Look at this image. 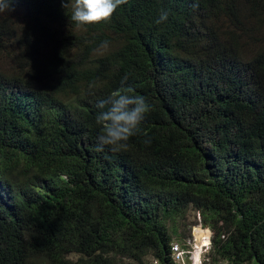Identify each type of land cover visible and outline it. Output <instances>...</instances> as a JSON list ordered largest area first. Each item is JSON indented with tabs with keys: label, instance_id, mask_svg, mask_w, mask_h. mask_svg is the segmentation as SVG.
Instances as JSON below:
<instances>
[{
	"label": "trees",
	"instance_id": "obj_1",
	"mask_svg": "<svg viewBox=\"0 0 264 264\" xmlns=\"http://www.w3.org/2000/svg\"><path fill=\"white\" fill-rule=\"evenodd\" d=\"M195 3L0 13V264H175L199 223L210 264H264V0ZM126 89L151 111L98 150L95 105Z\"/></svg>",
	"mask_w": 264,
	"mask_h": 264
},
{
	"label": "clouds",
	"instance_id": "obj_2",
	"mask_svg": "<svg viewBox=\"0 0 264 264\" xmlns=\"http://www.w3.org/2000/svg\"><path fill=\"white\" fill-rule=\"evenodd\" d=\"M11 2L12 0H0V13L10 11ZM125 3L127 0H62L69 19L78 25L108 21L116 9ZM194 7H198V0ZM69 8L70 15L67 11ZM167 18V12L162 11L156 22L161 23ZM101 46L107 47L108 42L104 41ZM130 92V89L115 91L95 105L100 110L96 117V123L101 128L97 138L98 150H103L104 146H110L113 151L127 150L129 139L138 132L146 115L151 111V105L145 97L132 95Z\"/></svg>",
	"mask_w": 264,
	"mask_h": 264
},
{
	"label": "built area",
	"instance_id": "obj_3",
	"mask_svg": "<svg viewBox=\"0 0 264 264\" xmlns=\"http://www.w3.org/2000/svg\"><path fill=\"white\" fill-rule=\"evenodd\" d=\"M194 227V226H193ZM198 228H206L199 224L194 227V231L185 244L182 242L172 243V254L175 264H210L207 253L209 252L212 241L207 232L197 236Z\"/></svg>",
	"mask_w": 264,
	"mask_h": 264
},
{
	"label": "rangeland",
	"instance_id": "obj_4",
	"mask_svg": "<svg viewBox=\"0 0 264 264\" xmlns=\"http://www.w3.org/2000/svg\"><path fill=\"white\" fill-rule=\"evenodd\" d=\"M5 13V12H4ZM3 13V14H4ZM199 224H201V223H199ZM199 224H196V225H199ZM195 225V226H196ZM202 225V224H201ZM194 226V227H195ZM194 227H192L193 229H192V233H193V231H194ZM204 227V226H203ZM206 227V226H205ZM197 232V236L198 235H200V234H202V233H205V232H207V234L208 233H210V236H211V239H212V230L209 228V227H206V228H198V231H196ZM193 237H194V235H192ZM175 242H178V241H175ZM210 249H208V251H209ZM224 264V263H223Z\"/></svg>",
	"mask_w": 264,
	"mask_h": 264
},
{
	"label": "bare ground",
	"instance_id": "obj_5",
	"mask_svg": "<svg viewBox=\"0 0 264 264\" xmlns=\"http://www.w3.org/2000/svg\"><path fill=\"white\" fill-rule=\"evenodd\" d=\"M208 235H210V233H208Z\"/></svg>",
	"mask_w": 264,
	"mask_h": 264
}]
</instances>
